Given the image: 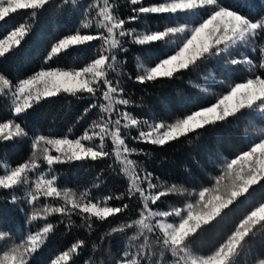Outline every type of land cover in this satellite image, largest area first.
<instances>
[{
  "label": "snow or ice",
  "instance_id": "1",
  "mask_svg": "<svg viewBox=\"0 0 264 264\" xmlns=\"http://www.w3.org/2000/svg\"><path fill=\"white\" fill-rule=\"evenodd\" d=\"M127 2L132 14L122 18L116 0H91L83 8L80 27L51 45L39 70L15 83L0 72V97L10 99L7 111L15 118H26L41 101L60 95L89 101L84 116L99 109L98 119L80 136L70 138L71 128L64 134L51 131L48 135L37 134L31 138V153L24 162L13 167L0 161V190L12 193L8 202L15 204L23 198L32 208L27 214L26 231L18 238L0 226V264H31L56 231L57 224L50 222L53 216L62 217L59 223H65L66 218L68 229L81 227L91 233L97 221L107 222L127 212L136 201L137 218L122 222L106 233L111 236L132 231L115 264H239L242 254L251 255L250 242L264 234L262 199L213 250L204 253L193 244L208 228L219 224L242 198L247 199L254 186H264V127L253 126L254 130L243 140L246 149L232 158H223L218 165L219 174L211 176L209 185L198 190L167 184L154 176L132 158L143 149L128 144L132 129L138 132L131 137L133 141L164 146L190 135L198 138L197 134L207 127L230 119L239 121L245 113L264 118V14L253 19L254 9L245 11L248 0H238L234 5H225L221 0ZM53 3L54 0H0V30H4L2 25L6 20H15L23 11L21 22L0 38V59L22 46ZM62 3L76 5L77 0H62ZM153 16L174 23L163 30H152L147 21ZM141 19L146 22L142 30L126 26ZM129 38L135 45H162L156 52L149 51L147 63L137 58L136 81L141 84L160 78L173 79L183 71L195 69L213 58L232 56L241 49L250 51L252 56L242 54V58L227 61L233 66L244 65L247 75L240 82L219 81L226 89L222 93L193 85L205 94L197 103L206 106L170 121L142 120L128 110H121L120 106L126 109L131 101L123 96L121 80L111 78L113 73H122L124 62L119 60L118 53L127 52L124 44ZM93 41H99L100 46L95 58L84 66H51L59 65L73 51L76 52L73 65L78 64ZM204 79L216 82L212 73ZM210 96H215L214 102ZM26 128L27 125L22 126L15 119L0 122V142L28 137ZM106 158L113 159L109 167L118 168L127 181L125 192L93 196L92 189L98 188L97 184L79 192L57 186L56 165ZM20 187L25 189L23 197L15 194ZM169 195L188 199L181 207L169 205L167 210H162L159 204ZM50 198L60 203L53 204ZM125 199L130 202L123 203ZM41 200L44 203L37 207ZM113 200L122 203L113 206ZM74 215L80 217L79 225L72 219ZM84 247L86 241L77 240L55 255L50 264H74ZM92 247L95 251L98 246ZM84 264H94L93 258L89 257ZM253 264H264V258H257Z\"/></svg>",
  "mask_w": 264,
  "mask_h": 264
},
{
  "label": "trees",
  "instance_id": "2",
  "mask_svg": "<svg viewBox=\"0 0 264 264\" xmlns=\"http://www.w3.org/2000/svg\"><path fill=\"white\" fill-rule=\"evenodd\" d=\"M91 0H77L76 5H64L62 0H54L41 15L33 32L29 35L22 46L9 54L6 58L0 59V72L4 73L13 83L17 79L25 78L35 71L39 70L44 64V57L50 50V47L58 39L65 35L74 33L83 19V8ZM118 12L122 18H127L131 13V5L127 0H116ZM145 4L155 2V0H144ZM225 5H234L238 0H221ZM253 8L252 18H258L264 14V0H248L245 11ZM23 11L18 14L13 21H5L2 25L4 30H0V38L7 34V31L13 30V25L21 22ZM145 21L128 23V28L142 30ZM173 21L161 19L153 16L147 21V25L152 30H163L165 26H170ZM92 34H95L93 30ZM100 42L93 41L89 48L83 54V58L76 65H73V57L62 59L57 65L52 63V67L71 66L82 67L85 63L95 58L94 53L99 48ZM126 53H118L119 60L123 61L121 74L113 73V80L120 79L124 88L123 96L131 101L127 106H120L121 110H128L135 117L149 121H170L177 116L183 115L200 106L198 99L205 94L193 85L198 84L200 88H208L210 92L222 93L225 87L218 82L223 80L225 84L240 82L247 73L244 65L233 66L227 63L230 59L242 58L243 55L252 56L251 52L241 49L232 56H224L219 60L213 58L202 63L197 68L190 71H183L173 79L160 78L155 82L141 84L136 81L137 58L148 62V53L158 51L162 45L154 43L150 46L135 45L129 41L124 44ZM171 54V53H169ZM210 73L215 75L216 82L205 80L204 77ZM211 102L215 101V96L209 97ZM89 101L76 99L70 96L60 95L54 98H48L41 101L32 110L29 111L26 118H15L7 109L10 102L7 97H0V122L9 119H15L22 126L27 125L28 137L19 138L14 141L0 142V161L16 166L29 158L31 153L32 139L37 134L48 135L49 132L64 134L68 129H72L70 138L80 136L94 120L98 119L99 109H93L84 116V109ZM82 119H78L81 118ZM115 118V117H113ZM255 127H264V118L256 115L244 114L239 121L230 119L227 122L215 126L207 127L200 131L197 136L190 135L187 138H180L178 141L169 142L164 146H156L148 143L137 142L131 139L137 136L135 129L130 130L128 144L130 147L143 149L139 156H133L143 168L150 171L154 176L160 177L167 184H177L184 188L199 189L210 183V177L219 174L218 165L222 163L223 158H232L240 150L246 149L243 143L247 133L254 130ZM191 140V143H189ZM98 142V141H97ZM109 149L111 142L108 141ZM113 159H104L98 161L71 162L55 166V174L58 177L57 186L60 188H71L79 192L85 188H90L93 184L99 185L92 189L93 196H107L109 194H119L127 189V181L120 175L118 168H110ZM44 168L47 166L44 165ZM155 182V181H154ZM24 187L15 190L19 197L24 195ZM11 192L0 190V226L4 230H11L13 237H19L26 231L27 214L31 212V207L21 198L17 203H9ZM176 195H169L163 199L159 207L167 209L171 203L179 201ZM264 199V186H254L247 199H241L238 206L231 209L228 215L217 225L208 228L203 234L197 237L193 242L198 251L204 253L213 250L219 243H222L228 234L234 229L236 223L253 206ZM125 199L123 203H129ZM122 202L113 200V206H119ZM133 207L123 214H117L107 222L95 223V230L91 233L81 227H66L65 223H59L61 216L56 215L50 218V222L57 224L55 233L47 242L46 246L36 255L31 264H50L52 258L59 252L71 247L77 240L86 241V247L81 249V254L75 258L74 264H84L85 260L92 257L94 264H115L124 251L128 237L132 231L125 233H115L106 236L111 228L117 227L122 222L137 218L135 211L138 201L132 202ZM72 219L76 225L81 223L79 216H73ZM19 230V231H18ZM35 230V229H33ZM103 238V239H102ZM97 249L93 251V245ZM251 255H241L239 264H253L257 258H264V234L258 235L250 242Z\"/></svg>",
  "mask_w": 264,
  "mask_h": 264
},
{
  "label": "rangeland",
  "instance_id": "3",
  "mask_svg": "<svg viewBox=\"0 0 264 264\" xmlns=\"http://www.w3.org/2000/svg\"><path fill=\"white\" fill-rule=\"evenodd\" d=\"M7 100L10 102V99L9 98H7ZM98 143V142H97ZM53 154H55V153H53ZM60 188V187H59ZM61 189H63V188H61ZM179 199V201H175L174 203L175 204H173V203H171V205L172 206H176V207H181V206H183V204L185 203V201L188 199V197L187 196H183V197H179L178 198ZM49 202H51V203H53V204H58V203H60V201H54V200H51V198H50V200H49ZM44 203V201L43 200H41L38 204H37V207H39L40 205H42ZM168 209V208H167ZM167 209H163V210H167ZM31 211H32V208H31ZM243 218V217H242ZM241 218V219H242ZM239 222V221H238ZM237 222V223H238ZM236 223V224H237ZM7 243V242H6Z\"/></svg>",
  "mask_w": 264,
  "mask_h": 264
}]
</instances>
